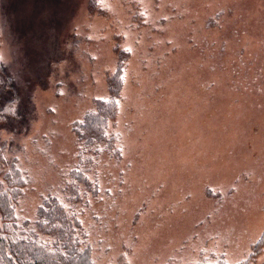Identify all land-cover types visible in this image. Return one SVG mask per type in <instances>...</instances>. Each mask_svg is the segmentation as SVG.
Instances as JSON below:
<instances>
[{"label":"rangeland","instance_id":"1","mask_svg":"<svg viewBox=\"0 0 264 264\" xmlns=\"http://www.w3.org/2000/svg\"><path fill=\"white\" fill-rule=\"evenodd\" d=\"M0 62L18 217L73 170L94 264H264V0H0Z\"/></svg>","mask_w":264,"mask_h":264},{"label":"trees","instance_id":"2","mask_svg":"<svg viewBox=\"0 0 264 264\" xmlns=\"http://www.w3.org/2000/svg\"><path fill=\"white\" fill-rule=\"evenodd\" d=\"M7 73L0 62L4 87L12 84ZM4 102L0 104V118L8 119L10 108ZM113 112L112 106H96L73 126V131L84 143H100L106 121ZM11 143L7 140L0 144V165L6 156L3 152L8 149L13 151L12 159H15L17 152ZM9 170L0 171V264H94L81 226L82 211L88 205L90 194L86 179L71 170L70 175L81 178L78 185L74 181L69 183L63 174L62 181L58 178L56 191H42L38 195L41 198L29 217H18L17 201L24 187L33 189V177L28 169L25 174L18 169Z\"/></svg>","mask_w":264,"mask_h":264}]
</instances>
